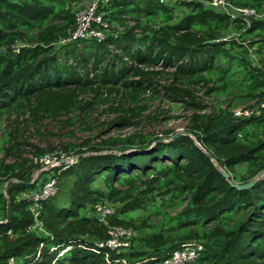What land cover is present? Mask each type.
Segmentation results:
<instances>
[{"label":"trees","instance_id":"obj_1","mask_svg":"<svg viewBox=\"0 0 264 264\" xmlns=\"http://www.w3.org/2000/svg\"><path fill=\"white\" fill-rule=\"evenodd\" d=\"M209 1H102L98 40L72 39L85 0H0V264H163L188 242L201 249L185 264H264V0H230L253 19ZM158 100L190 111L182 132L142 128L175 118L145 115ZM95 113L107 119L81 143L1 133L12 115L89 126ZM56 150L75 162L33 180V157ZM49 177L56 194L36 205ZM116 226L128 246H98Z\"/></svg>","mask_w":264,"mask_h":264},{"label":"built area","instance_id":"obj_2","mask_svg":"<svg viewBox=\"0 0 264 264\" xmlns=\"http://www.w3.org/2000/svg\"><path fill=\"white\" fill-rule=\"evenodd\" d=\"M102 1L109 0H90L89 3L82 5L76 12L77 26L72 34V39L78 38H96L101 40L105 37V33L99 26L107 27V23L98 13V6ZM169 1V0H161ZM212 7L230 14L232 17L245 16L246 18L255 17L256 9L248 6H237L230 0H211L208 2ZM236 114H241V108L235 110ZM30 157H33L30 155ZM36 163L41 165V168L36 171L34 179H37L40 172L50 170L64 164H72L75 162V157L68 156L60 151L44 153L39 157H33ZM57 191V181L54 177H49L43 186L29 194V197L34 200L36 205L43 200L53 196ZM97 214L101 221H106L107 217L114 214V207L107 204H100L96 208ZM38 213L36 212V215ZM36 226L42 230L40 222ZM111 237L106 241L98 243L100 247H107L111 250L124 249L129 244V238L132 236L131 228L116 226L110 230ZM201 245L195 242H188L181 248L174 250L165 260L163 264H185L188 261L194 260L198 255V250ZM8 264H15V259L11 258Z\"/></svg>","mask_w":264,"mask_h":264},{"label":"rangeland","instance_id":"obj_3","mask_svg":"<svg viewBox=\"0 0 264 264\" xmlns=\"http://www.w3.org/2000/svg\"><path fill=\"white\" fill-rule=\"evenodd\" d=\"M85 1V4L90 2V0ZM178 12L182 14L186 12V9L178 5ZM200 93L201 91L198 92V94ZM159 105H161V108L166 109L168 114L175 115V118L165 121L164 123H158L154 120L152 121L144 118L142 128L158 135H164L170 130L182 132L188 124L190 111L181 106L179 102L175 104L158 100L152 103L151 108L145 112V115L148 113H155ZM94 117H98V114L95 113L91 115L88 121L91 122L95 120L93 119ZM105 119H107V116H100V118L91 122L89 126L87 124L63 125L59 121L51 118H44L41 121H37L27 117L25 114H21L19 118L12 115L10 119L4 120L1 133H5V129L15 130L14 135L17 136L19 140H25L27 143L37 147L47 148L49 145L60 147L61 143H81V141L86 138L94 137L99 132L101 123ZM24 148L26 151L33 150L31 145H25Z\"/></svg>","mask_w":264,"mask_h":264},{"label":"water","instance_id":"obj_4","mask_svg":"<svg viewBox=\"0 0 264 264\" xmlns=\"http://www.w3.org/2000/svg\"><path fill=\"white\" fill-rule=\"evenodd\" d=\"M253 18H254V17H249V19H253ZM224 175H225L226 177L229 176L228 173H225ZM253 183H254V181H250V182H248V183H246V184H233V185H234L235 187H237V188H248V187L252 186Z\"/></svg>","mask_w":264,"mask_h":264}]
</instances>
